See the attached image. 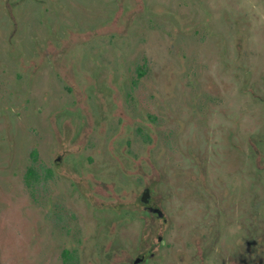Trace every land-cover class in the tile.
I'll return each instance as SVG.
<instances>
[{
    "label": "rangeland",
    "instance_id": "374dc122",
    "mask_svg": "<svg viewBox=\"0 0 264 264\" xmlns=\"http://www.w3.org/2000/svg\"><path fill=\"white\" fill-rule=\"evenodd\" d=\"M52 54L62 60L50 61ZM37 58L42 66H26ZM91 70L101 76L83 75ZM108 70L112 76H103ZM89 82L99 88L96 93ZM95 100L114 102L106 145L114 142L116 115L123 112L132 149L143 150L145 163L155 152L163 155V164L173 162V154L183 161L188 131L180 130L182 123L197 125L190 138L194 148L215 146L224 129L233 150L227 160L239 158L242 164L227 180L241 189L239 200L226 205L231 217L225 232L236 239L222 250L232 253L238 243L242 248L250 243L241 258L264 264V0H0V264H44L46 258L55 264L60 246L75 244L60 237L50 222L47 230L48 202L41 195L31 198L23 174L26 168L41 170L56 155L73 160L69 152L79 145L70 146L69 128L65 137L59 133V107ZM149 115L159 120L152 122ZM236 121L240 130L232 138L234 148L227 129L234 133ZM204 122L223 128L207 141L201 134ZM125 141L119 138V145ZM177 175L186 181L185 173ZM67 185L61 206L68 212L74 208L86 229L90 203L77 194L71 197ZM40 191L39 186L34 193ZM206 208L200 202L199 212L210 222L214 205ZM176 237L187 244L185 232ZM86 238L82 232L81 240Z\"/></svg>",
    "mask_w": 264,
    "mask_h": 264
},
{
    "label": "flooded vegetation",
    "instance_id": "af4514ba",
    "mask_svg": "<svg viewBox=\"0 0 264 264\" xmlns=\"http://www.w3.org/2000/svg\"><path fill=\"white\" fill-rule=\"evenodd\" d=\"M52 55L50 61L62 60L60 55ZM39 59L32 62L26 60V66L41 64ZM78 61L76 64L79 66ZM139 70L137 76L143 73L140 67ZM110 72L112 70L103 76H112ZM83 75L93 80L101 76L94 70L86 71ZM89 85L90 92L96 93L99 90L96 84L89 82ZM111 86L109 84L107 88L110 94L113 91ZM113 106V101L98 103L95 100L66 103L59 107L58 115L61 116H58V120L60 117L63 120L59 133L62 137L66 136L69 128L73 131L70 146L79 145V148L74 147V151L69 152L68 157L72 156L73 160H66L63 154L56 155L41 170L26 168L24 171L23 182L31 198L33 195H41V199L48 202L44 213L47 230L50 222L60 237L65 236L76 244L61 245L55 264H253L247 256L241 258L250 243L243 248L238 243L236 251L232 253L222 250L223 245L236 239V235L227 236L225 232L231 217L227 206L239 200L241 189L240 186L234 187L235 184H227V180L237 175L242 164L239 158L237 161L235 158L227 160L226 157L232 156L233 150L225 143L222 125L218 127L216 123V127L209 128L210 125L204 122L201 134L207 141L209 139L206 136L217 133L219 129L222 132L216 138L215 146L209 148L207 144L206 147L194 148L190 138L196 136L194 128L197 125L192 120L182 123L180 130H184V133L188 131L185 134L187 143L183 154L186 166L181 165L183 161L180 154V158L173 154V162L170 164L161 163L163 155L160 152H155L151 156L153 160L145 163L144 154L140 153L143 150L132 149L133 135L126 127L129 119L123 112L116 115L118 122L115 125L114 142L111 139L106 145V134L112 130L110 122L113 120ZM117 107L120 108V104ZM192 109L195 111L196 107ZM66 113L69 114L68 123L64 122ZM148 117L152 122L159 120L158 116ZM174 121L179 122L177 118ZM235 124L234 133L230 128L227 131L230 137L228 142L237 148L232 138L239 137V121ZM143 130V126H138L137 134L141 135ZM180 134L178 132L177 136ZM119 138H125V144L119 145ZM63 141L58 142L62 144ZM86 150L90 154H84ZM51 151L50 156L53 155ZM62 152L66 154L67 150ZM105 155L110 156V159H105ZM179 160L180 164H177ZM146 166L150 169V175L145 173ZM57 167H60V173L55 172ZM208 169L213 174L212 183L208 182ZM178 173H185L186 181L177 179ZM131 176H136V179ZM67 184H70L73 191L71 197L77 194L79 201L83 198L81 201L90 203L86 229L81 228L80 216L74 208L73 212H68L61 206L64 194H68L65 187ZM39 186L41 191L35 194ZM200 202L208 205L207 210H212L209 205H214L212 216H209L210 222L209 219L204 220L205 214L199 212ZM198 222H201L200 225ZM82 232H87L84 241L81 240ZM176 232L180 234L176 235ZM182 232L186 233L187 244L177 243L182 238L176 236H181ZM214 256L217 261L210 260ZM44 264H51L48 258Z\"/></svg>",
    "mask_w": 264,
    "mask_h": 264
},
{
    "label": "trees",
    "instance_id": "16d2710c",
    "mask_svg": "<svg viewBox=\"0 0 264 264\" xmlns=\"http://www.w3.org/2000/svg\"><path fill=\"white\" fill-rule=\"evenodd\" d=\"M32 174V173H31Z\"/></svg>",
    "mask_w": 264,
    "mask_h": 264
}]
</instances>
